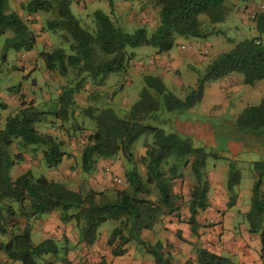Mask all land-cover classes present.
<instances>
[{
	"label": "trees",
	"instance_id": "trees-1",
	"mask_svg": "<svg viewBox=\"0 0 264 264\" xmlns=\"http://www.w3.org/2000/svg\"><path fill=\"white\" fill-rule=\"evenodd\" d=\"M222 1L153 0L158 7V17L148 34L144 27L126 32L99 8L88 13L87 21H82L71 12L70 0H26L18 3L27 14L49 13L37 34L45 32L59 41L48 50L40 47L37 54L46 71L64 77L65 81L51 109L37 108L32 99L19 93L18 83L8 87V92L16 94L18 103L14 110L0 118V235L6 237L0 241V253L4 261L70 264L66 258L68 242L63 235L59 236L63 243L61 246H57L50 237L35 243L29 238L30 218L57 211L61 223L73 222L78 233L77 242L90 245L99 224L115 220L117 225L105 238V244L111 246V255H120L121 246L133 241L144 248L154 263L170 264L167 255L159 251L158 241L149 245L138 237L140 231L151 229L162 215L177 212L176 203L182 201V193L180 190L172 192L171 188L175 186L176 189L184 183L186 168L193 177L191 184H185L189 192L187 224L191 234H196L198 223L194 216L206 207L205 160L216 155L202 146H192L188 137L170 128L164 129L160 123L165 121V114H179L199 102L205 82L231 72L240 74L242 83L249 86L264 78V9L254 12L250 19L255 35L238 41L229 38L231 43L219 49L202 69L192 68L197 75L195 84L188 87L181 97L167 88L156 74L141 76L142 86L137 99L122 112L107 105H79L76 97L86 82L100 85L107 74L123 70L132 57L125 47L148 45L156 52L166 51L177 44L178 38L203 37L213 32L210 25L224 18ZM7 9V0H0L1 61L7 49L23 54L36 40V32L29 27L26 18ZM201 19L207 21L202 22ZM205 23L210 25L202 29ZM5 108V102L0 99V111ZM78 115L93 122V127L84 135L78 155L81 171L88 173L99 158L112 159L121 155L126 163L131 164L120 175L122 187L70 189L41 174L33 177L28 169L14 177L8 175V169L23 158V151L30 144L37 145L30 148H39L48 168L57 167L63 158H71L73 155L63 150L62 140L38 131L34 124L41 122L46 126L52 120H58L56 129H62L68 135V131L74 133L82 128L76 121L75 116ZM65 122L68 124L64 125ZM231 122L232 127L247 134L263 131L264 97L256 104L245 105ZM140 134L151 136L140 157L144 168L142 174L133 165L131 152V144ZM250 168L253 171L250 202L243 216L248 232L258 234V259L260 264H264V191L260 189L264 161L252 162ZM238 175L231 164L224 181L228 204L234 198L233 187ZM18 217L25 221L21 228L14 223ZM177 236L179 239V232ZM191 245L194 264H235L227 256ZM188 262L190 260L185 261L186 264Z\"/></svg>",
	"mask_w": 264,
	"mask_h": 264
},
{
	"label": "rangeland",
	"instance_id": "rangeland-1",
	"mask_svg": "<svg viewBox=\"0 0 264 264\" xmlns=\"http://www.w3.org/2000/svg\"><path fill=\"white\" fill-rule=\"evenodd\" d=\"M26 0H7V10L8 11H16L22 17L26 18V22L29 27L36 32V40L32 47L26 52L24 61H17L16 54L13 50L7 49L5 51L4 60H0V72L4 71L2 74L0 73V83L2 85H15L20 82L23 85L25 93L28 95L34 96L33 100L36 101L35 105L40 106L41 104L37 103V98H41L43 92H48L49 95H55L57 90H60L61 86L64 84V77H60L55 73L48 74L43 67V63L41 58L38 56L37 51L41 48L48 50L49 48L57 45L58 38L51 37L48 33L43 32L42 34H37V30L39 26L43 23L44 19L48 18L50 15L46 13V11H38L33 14H27L24 10L19 8L18 3H23ZM77 3L78 8H75L74 5H71V12L79 17L82 21L88 20V13L91 12L95 8H99L102 11H107V0H71ZM84 4L85 12L81 14L80 6ZM151 8H153L150 5ZM221 7L224 10V18L216 23L209 24L205 23L202 26V29L208 28L207 26L213 27V32L206 34L203 37H192L191 40L195 43L196 55L199 56L202 62H206L213 55H215L219 49L223 48L222 45H229L231 40H241L244 37H250L252 34L255 35V31L252 28V23L250 21L252 13L264 9V0H248L246 2H241L239 0H223L221 3ZM108 15L109 12H106ZM86 14V15H83ZM115 15V13H112ZM114 18L115 23L121 25V27L126 32H133L135 29L139 27H144L146 29L147 34L150 32V26L148 25H135V24H122V19H116L115 16L109 15ZM202 20V19H201ZM207 21L206 19H203ZM202 20V22H204ZM122 21V22H121ZM0 39V45H1ZM264 40V36L262 38ZM189 45V44H187ZM200 47H206V52L202 53L200 51ZM171 48H174L171 46ZM125 50H130L132 53V61L139 62V64L131 65V62L126 64L123 67V70H118L107 74L104 78L105 87L106 85L110 90L104 91L103 89H96L98 85H93L89 81L85 83L84 88L77 94V103L79 105H96V106H111L112 108L118 110V112L124 111L127 107H129L135 100L137 99V95L139 89L142 86V79L140 74L144 73L145 70L141 68L150 57V46L148 45H139L133 48L125 47ZM20 55V54H19ZM29 58V59H28ZM142 63V64H141ZM136 66V67H135ZM22 67V68H21ZM199 66H195V69ZM134 71H137L135 73ZM179 71H182L183 75L180 76L182 79H189V73H192L194 79L196 78L195 72H184L181 67ZM50 73V72H49ZM46 74L52 77V80L46 77ZM150 74H154V72H150ZM161 78L165 85L172 90L174 94L178 97H181L179 93V89H177V85L174 81L170 82L168 75L165 73L161 74ZM128 79V83H125V80ZM49 83V84H46ZM2 91L3 88H2ZM101 92V93H100ZM91 97V98H90ZM96 97V98H94ZM264 97V79L256 81L253 86L249 88V91L246 93H239L237 95H232L231 98L235 103L238 104L239 101L243 104H256ZM108 98V99H107ZM111 98V100L109 99ZM93 99V100H92ZM125 99V101H124ZM41 100V99H40ZM107 100L109 103H107ZM110 100V101H109ZM55 100H51L49 103L44 105L43 109H51L54 105ZM40 102V101H39ZM88 102V103H87ZM126 102V103H125ZM211 102V97L207 89L204 90V94L193 107L189 109L182 110L178 117L180 119L190 118L193 121H183L179 122L178 129L180 130V134L188 137L190 143L194 147L202 146L207 152L214 153L210 155L205 160V166L203 168L204 173H208L213 170V168L220 170L224 173V181L226 179V174H228L230 165L234 167L235 170L238 171V181L233 187V191L236 189L239 190L241 195H249L250 185L253 180V171L250 166L252 162L255 161H264V151H260L259 149L253 148L254 141L257 143H262L260 139V134H247L244 133L235 127L227 126V124H217L216 127H209L203 124V120L201 118L205 117L207 114L212 116L217 113H222L223 117L227 115L225 110L217 109L215 111L208 110L206 112H202L204 104H209ZM85 105V106H86ZM43 106V104H42ZM192 116V117H190ZM48 118V117H47ZM78 123H81L82 128L72 135H66L62 129H56L59 127L58 120H52L51 124L46 125L49 132H52L56 138H62V140L66 141V146L64 148H69L79 155V151L83 142L85 140L84 135L89 132V130L93 127V122L91 119H88L85 116H80L76 118ZM213 122V121H212ZM152 124L151 121L148 122ZM68 122H65L64 125H67ZM35 128L38 131L44 130L41 122H36L34 124ZM65 134V135H64ZM208 139V142L204 143ZM151 140V136L149 134H140L131 144V152L134 156L133 165L139 170V173L142 174L144 172L143 165L141 164L140 157L142 152L144 151V145H146ZM232 142L238 143L242 149H238L235 153L231 152L227 147V144ZM31 146H37L35 144L28 145L23 151V158L15 163L13 166L8 169V175L10 177H14L19 173L28 169L30 174L34 177L38 174L43 175L44 177L55 176L58 178V182L63 183L66 187L70 189H79L83 190L89 187L94 189H100L103 187H122L123 182L120 177L122 172H125L126 169L131 167V164L126 163L124 158L121 155L112 158L111 162H102L100 164H95L94 168L90 170L88 173H84L81 171L78 159L77 161L73 160L70 165L57 166L55 168H48L43 163L41 158V153L39 148L31 149ZM13 151H15V147H12ZM218 154L222 155L219 156ZM214 169V170H215ZM204 174V177H205ZM184 184H191L193 182V177L191 171L186 168L183 173ZM53 180V179H52ZM116 180H119L117 182ZM206 180V179H205ZM57 181V180H56ZM177 185V184H176ZM206 186H208L206 182ZM260 189L264 190V176L262 177V184L260 185ZM56 214L58 212H54V216L52 218L55 219ZM42 216V215H41ZM35 218H30V233L29 238L30 241L35 243L40 241L41 239L47 237L45 235L41 236L42 231L40 230V220ZM24 220L22 218H15L14 223L17 227H22L24 224ZM117 225V221L115 220H105L99 224L97 228L98 232H103L104 234L109 235L111 229ZM217 223L213 222V219L209 216L203 218L200 223L197 225V229L202 236L201 239L206 237L211 231H214ZM144 233L145 230L140 231ZM52 238L54 243L57 246L63 245L62 239L54 234V236H48ZM6 237L4 235H0V241H4ZM202 242V241H201ZM200 243V242H199ZM198 243H194V246H197ZM75 243L67 244V248H73ZM192 246V245H191ZM51 258V257H48ZM234 259V257H233ZM0 264H20L19 262H6L2 261L0 256Z\"/></svg>",
	"mask_w": 264,
	"mask_h": 264
},
{
	"label": "crops",
	"instance_id": "crops-1",
	"mask_svg": "<svg viewBox=\"0 0 264 264\" xmlns=\"http://www.w3.org/2000/svg\"><path fill=\"white\" fill-rule=\"evenodd\" d=\"M71 5H74L75 8H78L79 10V7L77 6L78 4L70 0L69 8ZM150 5L153 8H151ZM79 6L81 14L88 13L85 12L84 4ZM106 8V12L110 13L109 15H116V19H122V24L131 23L135 25L139 24L148 26L151 24L152 27L154 26L158 17V7L153 3V0H107ZM112 13H115V15ZM110 18L115 22L114 18L111 16ZM253 35L254 34L251 36ZM191 39L192 38H178L177 44L174 46L172 45L174 48L170 47L166 51L156 52L154 48L150 47V57L147 62L141 66L145 72L140 74V77L143 74H150V72L153 71L154 74L161 78V74L165 73L168 75L170 82L174 81V83L177 85L180 95L184 94L188 87H192L195 84L196 78L194 79L192 73H189V77L191 75L189 79L187 78L184 80L180 78V76L183 75V72L179 71V68L177 69V67H181L184 72L186 71L188 73L194 72L192 68L195 69V66H199L196 68L197 70L202 69L206 63L202 62L199 56L196 55L194 46L195 43ZM180 45H182V48L179 47ZM222 47H225V45H222ZM204 48L207 49L206 47ZM24 52L27 51H23V54L21 53L20 55L19 52H15L17 61H24ZM129 62H131V65H140L138 61H132V58L127 62V65ZM132 70L134 71L133 68ZM3 72L4 71L0 73L2 74ZM134 72L137 73V71ZM47 73L51 74L49 72ZM48 74H46V77L50 81L52 80V77H49L50 75ZM104 80L100 85L95 87L99 91H101L100 89H103L104 91L111 89L108 88L107 85L105 87ZM125 83H128V79L125 80ZM18 84L19 93H22L26 98L28 93H25L23 85L20 82H18ZM6 85H2L0 83V99L5 102L6 106L4 110L0 111L1 119L5 116V114L14 110L18 103L16 94L8 92V87L11 85ZM251 86L253 85L249 86L243 84L242 76L237 72H231L218 77L215 80L205 82L201 97L204 94V90L207 89L211 97V102L209 104H204L202 112H206L208 110L215 111L222 108L221 110H225L227 115L223 117L222 113H217L214 116L207 114L205 117L201 118V120H203V124H207L210 128L216 127L218 123L232 126L231 120L234 115H236L237 112L245 105L250 104H243L241 101L236 104L235 99L233 100L231 96L237 95L238 92L246 93L249 91ZM2 88L4 91H2ZM58 92L59 90L55 92V95H49L48 92L42 91V95H40L41 100L37 98V103L41 105H36L37 108L43 109L44 105L49 103L51 100H55L54 98H56ZM33 98L34 96L32 95L27 96V99L33 100ZM109 99L111 100V98ZM33 103L35 104L36 101L33 100ZM107 103L109 102L107 101ZM178 115L179 114L171 115V113L165 114L166 119L160 123V126L164 129L170 128V130H175L176 132L180 133V130L178 129L179 122L193 121V119H180ZM75 117L78 118L80 116L78 115ZM41 124L44 128L43 133L52 134V132H49L44 123ZM68 133H70L68 135L73 134H71L70 131H68ZM256 134L261 135L259 140H261L262 143H257L255 140L253 143V148L264 151V129L263 131H257ZM63 138L64 137L58 139L62 140ZM62 141L63 150L71 153L73 156L67 159L63 158L58 166L67 164L70 165L73 160L77 161L78 159V154L76 155V153L72 150H69V148H64L66 146V141ZM206 142H208V139H206L204 143ZM227 147L235 154L238 149L243 150V148L235 142L227 144ZM218 155L222 156L220 154ZM111 160L112 159L99 158L96 162V165L102 162H111ZM214 169L215 168L205 174V179L208 184L205 193L206 207L204 210L197 212L194 216V219L197 223H200L203 218L209 216L211 220L213 219L214 223H217L214 231H211V233L203 239H201L202 236L200 235L198 229H196V234H191L189 225L187 224V219L189 216L187 208L189 192L188 189H186L187 186H185L183 183L176 187V189L175 186L171 188L172 192L180 190L182 193V201H178L176 203L178 205L177 212L172 214L166 213L162 215L159 219H157L151 229H146L144 233L140 232L138 238L149 245L153 244L154 241H158L160 244L159 251L162 253V255H167L170 264H186V260H190L188 264H194L192 262L193 254L191 251V244L194 243H198V247L205 248L206 250L217 255L220 254L229 257L230 260H232V262L235 264H260L258 259V234L248 232V226L243 216V214L249 208V195H241L242 193L236 189L234 192V198L232 201L230 200L231 203L228 204L227 202L229 200L224 189V173H222L220 170ZM47 178L58 181V178L55 176L48 175ZM54 212L55 211H52L37 218L41 222L39 224L40 230L42 231L41 236L45 235L48 237L54 236L55 234L59 237L60 235H63L66 238L68 244L75 243V246H72L73 248H70L66 252V258L70 264H159L157 262L154 263L152 257L145 252L144 248L133 241L127 242L121 246L123 250L120 255H111V246H107L105 244L106 234L103 232H98L90 245H84L81 242H77L78 233L74 228L73 222L69 221L66 223H61L58 220L57 214L55 219L52 218V216H54ZM177 232L180 234L179 239L177 238ZM0 256L2 261H4L3 255L1 253Z\"/></svg>",
	"mask_w": 264,
	"mask_h": 264
},
{
	"label": "built area",
	"instance_id": "built-area-1",
	"mask_svg": "<svg viewBox=\"0 0 264 264\" xmlns=\"http://www.w3.org/2000/svg\"><path fill=\"white\" fill-rule=\"evenodd\" d=\"M254 13H252L251 17L253 16ZM262 42L264 43V40H262ZM180 48H182V45L179 46ZM200 51L202 53H205L206 52V49L204 47H200ZM117 182H119V180H116Z\"/></svg>",
	"mask_w": 264,
	"mask_h": 264
}]
</instances>
